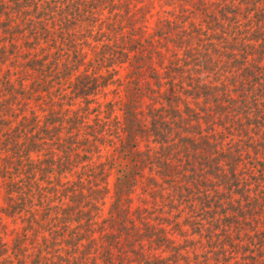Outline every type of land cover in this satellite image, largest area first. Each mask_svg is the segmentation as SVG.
<instances>
[{"label":"trees","instance_id":"1","mask_svg":"<svg viewBox=\"0 0 264 264\" xmlns=\"http://www.w3.org/2000/svg\"><path fill=\"white\" fill-rule=\"evenodd\" d=\"M0 264H264V0H0Z\"/></svg>","mask_w":264,"mask_h":264}]
</instances>
